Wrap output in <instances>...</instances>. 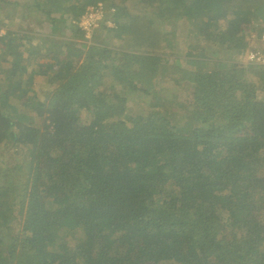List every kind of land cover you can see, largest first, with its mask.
I'll return each mask as SVG.
<instances>
[{"label": "trees", "instance_id": "trees-1", "mask_svg": "<svg viewBox=\"0 0 264 264\" xmlns=\"http://www.w3.org/2000/svg\"><path fill=\"white\" fill-rule=\"evenodd\" d=\"M32 18L71 40L32 54ZM249 22L264 0H0V264H264V65L161 58L239 61Z\"/></svg>", "mask_w": 264, "mask_h": 264}, {"label": "rangeland", "instance_id": "rangeland-1", "mask_svg": "<svg viewBox=\"0 0 264 264\" xmlns=\"http://www.w3.org/2000/svg\"><path fill=\"white\" fill-rule=\"evenodd\" d=\"M6 1V0H5ZM107 7V6H106ZM114 10L113 4L110 5V7L108 9L103 8V6L100 7V9H95V10H88V12L84 15L85 17L81 18L80 21V25L84 28H86V33L84 35L86 41V43L88 44H96V45H101L104 43L108 42V45L106 44L105 46H111V41L112 39H115L113 36L109 37H102L98 40L92 41V32L91 30H96V33L101 36L104 34V32H99L98 30H101L102 28L105 29L106 27L112 26L113 22L110 20V17L106 18V22H103L102 20H104L105 16H103L104 13H109L111 11ZM104 11V12H103ZM17 14V13H16ZM101 16L103 17V19H101ZM44 21V20H42ZM42 21H37L36 18H32L31 19V23H21V21H19V19L15 20L13 23H11L12 25L8 30L13 32L12 29H17L19 32H23L26 28H28L26 31H29L33 34V36H31V40L37 44L36 47H27L29 49V51L32 54H37V52L45 49L47 42H46V36L51 37L57 41H62V40H71V36L69 34L63 35V34H58V28L57 26L53 25L49 20L47 21V23L45 24V26H43L42 28V34H37L33 33L31 31V29H29V26L35 23H41ZM92 28H89V27ZM100 26V27H99ZM5 34V30L3 29V27L0 28V36H3ZM56 41V42H57ZM7 43V42H6ZM55 46V45H54ZM19 50V49H18ZM5 52V51H2ZM56 54V52H54ZM193 58H182L180 60H182V62L177 63L175 62V58L171 57V56H161L162 58V63L168 64L170 67H179L181 70H193L196 72H208L211 68H222L225 67L226 68V63L228 62L229 65L231 66V64L233 63L232 61H226L224 59H226V54L223 53H219L218 57H208V56H194L192 55ZM201 60V61H200ZM170 81H173V79L170 77L169 79ZM174 82V81H173ZM148 83V82H145ZM176 83H186L185 81L182 82H177ZM172 86L174 87V83H172ZM156 91H162L166 94H169L168 90L164 89V81L163 80H159V83L155 85L154 88ZM12 113V112H11ZM21 124L18 123V126H20ZM140 153V152H139ZM141 154V153H140ZM142 157L143 154H141ZM2 157V155H1ZM167 160L159 162V172H164V171H171L173 170V173L175 174V172H178L179 175L185 173L184 167L182 165H184V163H181L182 160L178 159L177 156L172 157L170 155H168ZM146 162L148 164H151V160L150 158L147 156ZM178 162V163H177ZM147 164V165H148ZM177 166V168H176ZM1 181V179H0ZM36 207L41 208L43 207L42 203H38L36 205ZM234 230V229H233ZM231 232V231H229Z\"/></svg>", "mask_w": 264, "mask_h": 264}, {"label": "clouds", "instance_id": "clouds-1", "mask_svg": "<svg viewBox=\"0 0 264 264\" xmlns=\"http://www.w3.org/2000/svg\"><path fill=\"white\" fill-rule=\"evenodd\" d=\"M101 7V5H99ZM82 27V26H80ZM245 39L246 40H251L254 43H257V47L253 48L252 50H249L246 52L241 60L239 61H232L233 63L231 66H233L235 63L240 62L244 65H256V66H263L264 64L262 63H248V60L250 59L251 54L255 53L257 50H262L264 46V40H262V35H264V27L261 29H257L255 27H252L251 23L249 22L247 25V32L245 33ZM86 41V40H84ZM263 42V43H262ZM228 63V62H227Z\"/></svg>", "mask_w": 264, "mask_h": 264}, {"label": "built area", "instance_id": "built-area-1", "mask_svg": "<svg viewBox=\"0 0 264 264\" xmlns=\"http://www.w3.org/2000/svg\"><path fill=\"white\" fill-rule=\"evenodd\" d=\"M262 40H264V35H262ZM263 43V42H262ZM248 63H262L264 64V46L262 50H257L255 53L251 54Z\"/></svg>", "mask_w": 264, "mask_h": 264}, {"label": "flooded vegetation", "instance_id": "flooded-vegetation-1", "mask_svg": "<svg viewBox=\"0 0 264 264\" xmlns=\"http://www.w3.org/2000/svg\"><path fill=\"white\" fill-rule=\"evenodd\" d=\"M110 20H113V18H111ZM62 41H66V40H62Z\"/></svg>", "mask_w": 264, "mask_h": 264}]
</instances>
